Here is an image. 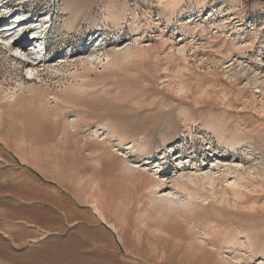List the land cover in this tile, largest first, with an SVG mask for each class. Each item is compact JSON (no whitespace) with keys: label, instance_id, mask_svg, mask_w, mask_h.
<instances>
[{"label":"rangeland","instance_id":"rangeland-1","mask_svg":"<svg viewBox=\"0 0 264 264\" xmlns=\"http://www.w3.org/2000/svg\"><path fill=\"white\" fill-rule=\"evenodd\" d=\"M0 4L47 17L53 60L32 81L0 44V264H264V0ZM116 152L179 153L193 198L161 209Z\"/></svg>","mask_w":264,"mask_h":264},{"label":"bare ground","instance_id":"bare-ground-1","mask_svg":"<svg viewBox=\"0 0 264 264\" xmlns=\"http://www.w3.org/2000/svg\"><path fill=\"white\" fill-rule=\"evenodd\" d=\"M7 10H8V7L5 4H0V17H4L5 15L7 17V15H10V13L6 12ZM10 18L12 19L11 21H9L6 24H3L2 27L0 25V27H1L0 28V44H3L4 47L7 48V51L12 53V55L14 57H16L17 59H18V57L19 58H21V57L30 58V59L39 58L40 54L42 52V47H43V44L39 40V37L42 34H44V32L48 33V31H49V28H48L49 27V21H47V17L43 16V18H41L40 20L36 19V20L30 21V22H24V23L22 21L24 17L22 18V14H20V13H17L16 15L12 14L9 17H7L6 19H10ZM25 21H27V20H25ZM44 21H47V22L45 23ZM24 26L25 27H31L32 30H29V29L26 30V29H24L25 28ZM42 26H44V27H42ZM44 28L48 29V30L45 31ZM28 35H30L29 38H27ZM21 40H23L24 42L21 44H18L17 42L21 41ZM27 43H29V45L24 46ZM30 47H31V49H30ZM113 47L115 48L114 49L115 52L121 51L120 47H116V46H113ZM125 47H127V46H125ZM70 56L71 55L68 56L66 54H61L59 56V58L63 59L61 61H68ZM91 56H92V54H89V55H87V58H89ZM52 61H53L52 59H49L48 61H43V63H41V65H37L35 63H32V65H27V66H25V72L24 73L29 78V80H32V81L34 80V79H31L29 77L31 74H33L36 77V79H38L39 76L41 75V69L39 67H42L44 65L43 69H45L51 64ZM22 63L23 62L20 63L21 66H22ZM33 65H36V66H33ZM84 66H85V62H84ZM19 85H20V89H22L23 87L25 88V90H26L25 93L27 94V96H29V98L31 100H33L34 102L39 101L40 103H44L45 93H43V92H42V94L39 93L40 90H39V88H37V85H35L34 82L33 83L30 82V83L26 84V86H24L23 82H20ZM20 89H19V91H20ZM62 92H67V89L64 88L62 90ZM14 95H16V94H14V92H13L11 94V96L13 97ZM39 95H40V97H39ZM49 95H51V97L54 99V101H55L54 105L56 106V108H60L61 105L65 106V104L67 103L66 98H64L63 96H60L57 94H51V93L46 94L47 97ZM73 121H74L73 118L69 119L68 120L69 125L72 124ZM75 121H77V120H75ZM74 126H72V127H74ZM116 153H117L118 157H121V162H122L124 171L128 174L127 176L129 178L131 176H134V177L135 176H141L142 178L148 180L149 184L145 183L147 185L145 188H149L153 192L154 201L159 204V207L161 209L173 210V209L179 208L181 205L189 202V200L193 198V196L190 195V199L187 200L185 197H182L177 192L172 191V188L169 189L170 186H168V184L170 182L174 183L176 185H179V186L181 185L183 187H185L187 185L186 181H190L193 184H197L196 182H194L192 180L190 174H181L180 170L183 168V165H181L183 158L179 155V153L176 152L173 154L174 155L173 157H175L174 160L175 161L178 160V163H176L177 165L174 166L169 171H166V172L162 171L164 169L158 170V171L155 170V172H153V169H159L158 166H160V164H162L163 161H166L169 158L168 155L161 156L160 159H157L155 161H151V159L149 157H146L144 159L142 158L143 159L142 161H135V160L130 159V155L127 156L121 152H116ZM217 158L218 157H215V158H213V160H211L209 168H205V169L203 168V169L199 170V173L195 174L196 181L205 183V185L207 184L209 186H211L213 184V182H214V176H213L214 175V168H213V166H216L217 163L219 161H221L220 159H217ZM151 165H152V167H151ZM170 171H172V172L174 171L175 174L178 172V176L173 179V177H170L171 175H169L171 173ZM185 200H187V201H185ZM98 213L100 214L99 216L102 217V214L100 212H98ZM203 241L204 240L202 238H200L199 242H203ZM224 257H227V256L224 255ZM210 260L211 259L209 256H204L205 262H208Z\"/></svg>","mask_w":264,"mask_h":264}]
</instances>
